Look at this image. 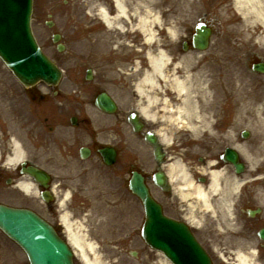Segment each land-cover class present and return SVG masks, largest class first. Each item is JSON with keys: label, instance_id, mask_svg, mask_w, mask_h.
<instances>
[{"label": "flooded vegetation", "instance_id": "flooded-vegetation-1", "mask_svg": "<svg viewBox=\"0 0 264 264\" xmlns=\"http://www.w3.org/2000/svg\"><path fill=\"white\" fill-rule=\"evenodd\" d=\"M51 2L53 6L52 10H58L60 8L55 0L45 1L46 4ZM68 3L67 1V4ZM99 5L105 8L111 18L116 15L112 0H81L77 12V35L81 41L88 38L89 43L94 42V55H89L86 60L93 57L94 64L102 63L104 67L115 70L118 69L117 64H126L128 60V63H130L133 62L135 58L133 55V48L124 49L121 47L119 48L120 53L118 55L113 52L116 47H118V43L122 41L127 42L128 40L133 42L135 41V37L140 38V36L135 35L133 32L134 22L132 18H128V20L124 19L120 21V25L123 26L122 31H124L125 34L119 37L117 31L118 25H108L105 20L98 15L97 9ZM36 9H38V7ZM35 17L38 18L37 15H35ZM62 35L65 36L66 33L63 31ZM89 38L91 40H89ZM141 43H143V40H141ZM102 50L103 54L100 56V51ZM84 59V57L81 59L83 63ZM145 63L143 61H138L137 68L140 69L139 71L141 73L144 70ZM132 68L134 69V66L131 65V69ZM111 72L112 70H107V74L99 73L93 78L95 82H93L92 88L89 87V89H92L93 98L103 91L107 92V90L114 96L113 92L110 91V89L114 90L115 88V85L112 84L113 78L108 76ZM138 78V76H133L128 79V83L124 81L126 84L124 87L127 92H116L121 100H125L129 96H131L132 99L137 98L138 100V96L131 92L133 88L130 87L136 83ZM69 79L74 81L80 80V82H82L77 92L78 95H82L86 92L87 86L84 81L77 77H69L67 80ZM124 83H122V85H124ZM161 87L163 94L167 96L169 100H177L169 84L161 83ZM66 89L67 88L64 87L57 91V96L63 98L62 104L50 100V90H46L44 94L39 93L35 89L32 91H25L24 93L27 95V101L23 104L17 90L11 89L7 92L11 98L7 109L12 115L15 114L19 128L27 133L30 142L34 140L35 144L39 146L44 144L45 148H48L50 143H60V145H58L59 148H62L64 156L69 158L76 155L77 148L75 147L81 139L88 138L90 140L89 154H91L99 147L96 143L97 133L106 132L116 134L118 132L132 131L131 125L127 120V115L129 112L134 111V103H127L124 110L120 109L114 114L102 115L101 111L96 110L95 120L93 121L86 117V109L84 108L86 104V95H75L74 97L71 95H64L70 94L64 93ZM147 90L149 91L150 89L147 88ZM64 106L70 114L63 112ZM135 111L138 112V108L135 109ZM71 115L75 119L76 124L73 128L68 127ZM143 122L145 130L155 131L158 127L157 124L149 123L146 120H143ZM53 127H57V130H68L71 128L72 135L70 136L71 141L68 146L63 143L61 135H48L51 134ZM43 150L47 151L45 149ZM171 151H173V153H178L175 148H172ZM164 153V160H166V151ZM98 158L100 157L98 156ZM187 163L189 162L187 161ZM131 164L132 160L125 157L120 162L121 170L123 172L128 170ZM166 164L167 163H164V165ZM152 172L154 171L152 170ZM144 174L148 176V173L144 172ZM173 197L171 192L161 193L162 203H160V206L163 214L187 227L195 240L208 255L211 264H222L223 258L230 259L235 249L240 247L245 251L251 250V247H254L256 260L264 262V210H260L252 216L244 213L246 198L243 194H241L238 199L239 209L235 208L234 211L233 216L235 219L232 222V225H234L233 231H230V226L224 222L219 211L216 212L214 217L204 211L203 208H199L197 211L192 212L189 210L190 206L188 204L180 203ZM259 202L261 201L259 200ZM250 206L251 209H256L258 205L252 204ZM197 218H200V221L194 224L192 219ZM136 249L138 250L136 259L130 258L131 261L126 264H172L167 261V257L161 253H144L140 251L139 246H137Z\"/></svg>", "mask_w": 264, "mask_h": 264}, {"label": "bare ground", "instance_id": "bare-ground-1", "mask_svg": "<svg viewBox=\"0 0 264 264\" xmlns=\"http://www.w3.org/2000/svg\"><path fill=\"white\" fill-rule=\"evenodd\" d=\"M233 2L236 11L243 18V23L251 25L252 27H261L264 29V0H233ZM115 4L116 15L111 18L107 11L103 7H100L98 13L101 18L105 20L108 25L116 24L119 26V28H122L119 24L121 18H133L134 16V19L137 21V28L141 31V33L144 34L147 45L156 46L155 49L150 48L147 51L148 60L150 62V70L148 73L146 71L144 72L140 82L137 84L138 93L142 95L144 94V89L142 88L144 83L149 84L151 87L154 84L155 78L165 76L162 71L163 65L168 61V57L164 51L158 50L157 46L159 45V42L156 37V32L153 30V25L161 24V20L157 13L151 11L150 4H146L147 10L145 9L143 1L134 3L132 1L131 4H128V0H115ZM127 4L131 6L132 13L127 10ZM168 31L171 37L178 35L175 29L168 28ZM256 39L264 42V36L258 35L256 36ZM196 59L197 56H195L194 53H190L185 56L181 61L180 71L182 72V75L180 79L174 77L173 85L181 96V102L178 104L176 114L180 120L184 121L188 125L191 135L196 137L202 133H207L213 137L215 135L213 127L223 123V113H221L219 104H223L222 97L225 93L221 90L223 87L216 86L217 83L215 81L210 83H208V81L206 82L205 79L201 81L200 75H202V73L197 69V65L193 63ZM188 64L189 66L192 65L193 68L191 73L188 71L187 75H185L186 72L184 69L188 66ZM246 83L247 82H245V85H247ZM247 98L250 100H256L258 97L257 94L252 91L251 94H247ZM155 101V97L150 95L148 96V104H153ZM233 102L239 105L238 98H234ZM250 107L251 106L246 107V111H249ZM141 109L146 116L153 118L154 114L150 110L148 111L147 106ZM261 109H263V107H255L256 114L259 116L263 112ZM169 111L173 112L174 110ZM238 112H240V110H238ZM251 121L254 124L253 119H251ZM256 122L259 123L258 119H256ZM252 123L250 122V125H252ZM257 136L259 139V145L256 149L257 153L259 155H264L263 125L259 124V133ZM161 138L163 141H168L167 135L165 133H162ZM231 143L235 145V148H237L242 155L246 156L244 145L242 146L235 144L233 140H231ZM9 151V155L6 156L5 159V164L12 168L23 159L24 151L22 148H20L18 142L15 140H11ZM209 165V173L211 176L208 188H203L201 185L193 187L194 184L192 180L179 161L173 162L169 168L170 173H172L171 179H173L175 182H183V185L187 188L193 187L194 194L188 196L190 198L196 199L198 204L201 206L203 205L206 209H212L209 203L210 196L212 194H218L219 196L221 195L220 200H222L224 205H227V196L230 191H235L240 186L238 181L232 182L231 178H225L222 176L223 170H221L219 167L220 163L211 161ZM222 180L228 182V189L222 187ZM57 182L58 181L55 183ZM16 187L25 195H34L36 193V185L28 177H21L17 181ZM224 190L226 194L223 193ZM180 192L182 193V191ZM63 195L64 198L60 197L59 202L61 208H64L66 205V201H68L70 192L65 191ZM191 207L193 206L191 205ZM228 209L229 206H227V210ZM60 221L62 222V225L66 231L68 241L73 246L80 261H82L83 264H102V259L99 257V253H97L95 244L88 239H85L86 237L82 230L81 224L74 223L70 218L69 212L67 211L62 212L60 215ZM235 256L236 264H257L255 252L243 253L239 251L235 253Z\"/></svg>", "mask_w": 264, "mask_h": 264}, {"label": "rangeland", "instance_id": "rangeland-1", "mask_svg": "<svg viewBox=\"0 0 264 264\" xmlns=\"http://www.w3.org/2000/svg\"><path fill=\"white\" fill-rule=\"evenodd\" d=\"M38 1L39 7L44 6L43 4L45 3H40L41 0ZM194 1L195 0H150V7L151 11L155 13L169 11L167 9L169 7L172 8L170 12H173L175 6L176 8H181V12L183 13H190V4L193 6L195 4ZM77 10L78 1L71 0L70 3L66 7H64V10L60 13L59 17L67 20L68 18L73 17L72 14H75ZM234 16L238 18L236 14ZM235 17L233 21L237 24L239 20ZM58 23L60 24L65 22L63 20H59ZM253 27L251 25L243 23V20H241L237 27L238 35H235L237 38L232 36L231 40H228V53L222 55V52L218 53L211 49L204 55L203 60L205 62L203 64H200L199 62V64L197 65V69L200 70L202 73V75H200L201 81L203 79H205L206 82L208 81V83L215 81L217 83V87H223L221 88V90L225 94L222 97L223 104H219L221 113H223V123L221 125H216L213 127V130L215 132V135L213 137L205 133L196 136L195 139H197V142L208 141L210 144L213 145V149L219 151L225 145H229V138H231V135L233 136L234 134H239L242 129L247 130L249 132V136L247 139H242L238 136L239 141H243L242 144L245 146V152L247 157L242 158L246 164V173H248V176H264V155H259L256 150L259 145V139L257 136L259 133V124L264 126V75L251 72L249 70V67L246 66L245 60L243 59V52L248 49L250 51L254 50L256 57L264 60V42H261L256 39V36L258 35L264 36V29L261 27ZM42 36L43 41H45L46 35L43 33ZM46 44L47 43H44L43 46L46 52L50 54L51 50ZM71 44L77 45L78 43L72 42ZM189 71H192V69H189ZM0 78H8V74L4 75L1 69ZM245 82H247V85H245ZM252 91L257 94L258 98L256 100H250L249 98H247V94H251ZM234 98H238L239 105L233 102ZM249 106H251L250 110L246 111V107ZM258 106L263 107V109H261L263 110V112L260 114V116L256 114L255 111V107L257 108ZM238 110H240V112H238ZM251 119H253L254 124L252 123ZM256 119H258L259 123L256 122ZM250 122L252 123V125H250ZM0 126L2 127L3 133L7 134L8 136L15 135V133L10 130L9 125L7 123L3 122L2 124H0ZM177 134H180L182 136H189L192 138L195 137L189 132L179 131ZM0 145L1 147H3L1 141ZM196 154L203 155L204 153L202 151H197ZM2 159L4 161L3 157ZM56 173L57 176H54L55 182L58 181L61 184L60 187L64 189H70L78 182L79 183L76 188L82 189L86 186L88 188L92 187L91 190H96L100 188L98 187V184H89L87 180H90L91 176H65L61 175L59 171H56ZM13 174V168H8V166L5 165L3 172L4 176L0 177V203L12 206L33 207L46 216L45 208L43 204L39 202V199L36 195H25L18 190V188L15 186L16 180L18 178ZM73 174L76 175L79 173L78 171H73ZM7 177H15L16 180H13L12 182L6 184L5 178ZM111 182L113 186H111V188L117 189V191H115L116 195L121 196L122 193L120 192L119 188L124 187V176L121 182L119 179H113V181ZM257 182H259L260 184L262 183L259 180H257ZM260 184L254 186L257 188V191H259V187L261 188ZM102 188L104 187L102 186ZM133 203V223L134 226H136L140 222V210L138 203ZM51 221L54 222L55 219L51 218ZM97 236L99 237V235ZM103 240L105 241H101V244H99L100 246L95 245L97 253H104L109 255L110 253L116 252V249L110 245L112 243L106 241L105 238H103ZM0 253L4 254L3 257H5L7 261L15 259L19 264H27L22 252L19 251V249L16 248L12 242L6 239L1 232ZM107 255L104 256L105 259L109 258V256ZM1 261L2 260L0 259V264H2Z\"/></svg>", "mask_w": 264, "mask_h": 264}, {"label": "water", "instance_id": "water-1", "mask_svg": "<svg viewBox=\"0 0 264 264\" xmlns=\"http://www.w3.org/2000/svg\"><path fill=\"white\" fill-rule=\"evenodd\" d=\"M29 11L30 0H0V58L25 85L39 79L53 83L59 72L31 37ZM255 69L264 71V66ZM233 154L228 152L231 162L236 159ZM29 173L41 177L31 170ZM131 187L146 207H153L140 177H134ZM0 228L23 247L32 264H72L66 244L34 213L0 206ZM157 229L154 218L152 222L149 219L145 230L152 232L153 241L157 239Z\"/></svg>", "mask_w": 264, "mask_h": 264}]
</instances>
